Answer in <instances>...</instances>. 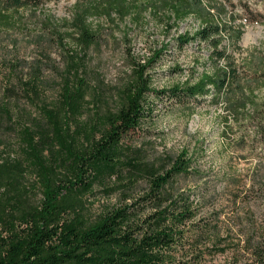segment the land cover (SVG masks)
<instances>
[{
	"label": "rangeland",
	"instance_id": "obj_1",
	"mask_svg": "<svg viewBox=\"0 0 264 264\" xmlns=\"http://www.w3.org/2000/svg\"><path fill=\"white\" fill-rule=\"evenodd\" d=\"M148 2L48 0L37 10L0 12V107L13 117L3 121L0 161L12 158L27 168L23 184L30 189L28 203L35 205L42 195L32 189L36 173L19 134L41 118V108L63 116L74 143L84 148L93 134L103 133L107 114L126 105L136 62L145 63L164 47L167 52L149 70L158 90L234 68L236 77L216 97L155 100L152 116L128 144L157 165L188 154L192 173L177 178L175 187L201 198L202 218L218 217L223 236L245 239L252 225L264 226V0H218L226 9L212 10L216 23L244 32L238 44L223 34L219 50L226 48L227 59L212 57L214 50L205 44L178 49L176 38L193 34L200 21L190 16L169 31L164 11ZM79 78L86 80L85 90L71 98L68 88ZM48 137L45 155L65 171L57 136ZM116 202V195L101 191L87 196L79 210L94 218ZM230 262L217 255L204 264Z\"/></svg>",
	"mask_w": 264,
	"mask_h": 264
},
{
	"label": "trees",
	"instance_id": "obj_2",
	"mask_svg": "<svg viewBox=\"0 0 264 264\" xmlns=\"http://www.w3.org/2000/svg\"><path fill=\"white\" fill-rule=\"evenodd\" d=\"M47 1L0 0V12L37 10ZM148 3L152 10L164 11L162 21L169 31L190 16L200 21L193 34L176 38L178 49L205 44L214 50L212 57L227 59L226 48L219 50L223 34L238 44L244 33L242 28L216 23L212 10L226 9L218 0ZM166 52L164 47L145 63L136 62L125 89L126 105L107 114L103 133L93 134L86 147L74 143L68 121L48 106L41 108L34 126H23L20 146L36 173L32 189L42 198L35 205L28 203L30 189L23 184L28 170L22 162L0 161V264H204L217 255H226L230 264H264V226L252 225L245 239L234 242L221 234L218 217L216 221L202 218L201 198L193 190L175 187L177 178L192 173L188 154L157 165L128 144L152 116L155 100L187 103L211 94L216 97L236 77L234 68L216 70L204 72L194 84L158 90L149 70ZM85 87L86 80L79 78L68 94L77 98ZM6 118L12 121V113L2 106L1 143ZM48 134L57 136L65 171L45 155ZM101 191L116 195L117 202L94 218L86 217L79 210L83 200Z\"/></svg>",
	"mask_w": 264,
	"mask_h": 264
}]
</instances>
